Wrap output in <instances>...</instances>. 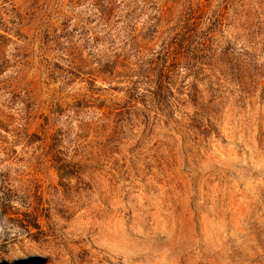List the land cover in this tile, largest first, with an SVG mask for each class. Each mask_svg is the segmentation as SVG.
<instances>
[{
	"label": "rangeland",
	"instance_id": "rangeland-1",
	"mask_svg": "<svg viewBox=\"0 0 264 264\" xmlns=\"http://www.w3.org/2000/svg\"><path fill=\"white\" fill-rule=\"evenodd\" d=\"M153 13L0 0V189L17 212L0 217V264H264V41L228 29L122 50L116 31ZM162 48L167 89L158 70L153 84L98 72Z\"/></svg>",
	"mask_w": 264,
	"mask_h": 264
},
{
	"label": "trees",
	"instance_id": "trees-1",
	"mask_svg": "<svg viewBox=\"0 0 264 264\" xmlns=\"http://www.w3.org/2000/svg\"><path fill=\"white\" fill-rule=\"evenodd\" d=\"M146 1L151 5V11H154L153 18L150 22H148L149 19L145 25H142L137 30L136 35L132 34V28L129 29L127 25L121 28L120 31H116L118 35L122 36V50L126 47H134L145 39L149 42L153 40L160 41L163 46L168 42L176 46H189L193 44L204 46L207 43H211L216 37H223L228 29L243 30L241 32H246V35L243 36L246 39L248 38L250 40V38L257 37L259 40L264 41V0ZM110 5L105 8H103V5L98 7L99 16L97 19L105 26H114V23H112L116 17L114 8L118 9V7L113 8L112 3ZM9 23L13 26L15 21L12 19ZM9 32L12 31L9 30ZM8 34L10 35V33ZM12 34L11 36L16 37L18 33L17 31H13ZM0 38H2L1 35ZM162 50L164 51V48ZM120 57L118 55L110 61L111 66L109 71H106L107 67L102 66V69L98 72L104 74L103 72L105 71L113 75L114 72L120 74L123 71L128 77H130L129 74H133L134 77L143 80L146 78H143L144 74L149 71L150 78L148 76L147 80H150V84H153V79L156 76L153 72L158 70L159 75L157 76H159L160 84L164 86V89H167L166 81L162 79L169 73L166 66L169 59L166 50L163 52L162 58H160L161 63H153L154 61L152 62V59H139V62L132 63L130 66L127 58ZM188 69L186 67L185 70ZM175 71L177 72V70ZM175 71L171 72V76H173V73L175 74ZM139 82L137 80L133 85L139 84ZM60 170L61 167H57V171L60 172ZM11 191V189L5 187H1L0 189V217L10 218L11 215L17 214V212H12V200L9 199V195L7 194ZM21 214L26 220L27 228L35 226L37 217L34 211L30 212L29 209H25Z\"/></svg>",
	"mask_w": 264,
	"mask_h": 264
}]
</instances>
